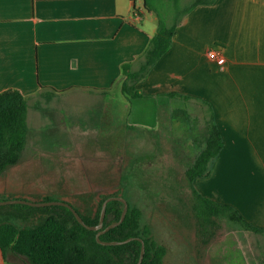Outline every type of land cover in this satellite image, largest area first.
<instances>
[{
	"label": "crops",
	"instance_id": "0c3cea01",
	"mask_svg": "<svg viewBox=\"0 0 264 264\" xmlns=\"http://www.w3.org/2000/svg\"><path fill=\"white\" fill-rule=\"evenodd\" d=\"M144 2L0 0V93L19 90L28 109L30 101L53 105L52 98L66 93L103 94L101 111L94 106L90 112L109 113L113 106L104 99L121 66L141 56L157 30L158 18ZM210 49H220L221 60L210 59ZM136 88L142 96L126 105L130 126H156L164 111V119L173 120L184 104L202 107V149L210 121L223 147L195 188L232 206L262 232L246 231L264 239V0H215L193 8ZM0 264L26 261L11 254L5 260L0 251Z\"/></svg>",
	"mask_w": 264,
	"mask_h": 264
},
{
	"label": "rangeland",
	"instance_id": "374dc122",
	"mask_svg": "<svg viewBox=\"0 0 264 264\" xmlns=\"http://www.w3.org/2000/svg\"><path fill=\"white\" fill-rule=\"evenodd\" d=\"M103 96L71 92L52 98L53 105L30 101L27 144L20 161L0 176V201L49 196L93 215L103 197L123 193L142 210L153 238L166 247L164 264L264 262L261 236L222 218L214 230L204 231L193 214L194 193L185 171L202 149V107L184 104L173 120H165L166 106L156 126L140 123L137 116L130 126L126 105L132 99L121 93L119 83L104 99L113 109L98 114ZM94 106L98 110L91 113ZM6 207L0 220L21 227L43 218L24 221Z\"/></svg>",
	"mask_w": 264,
	"mask_h": 264
},
{
	"label": "trees",
	"instance_id": "16d2710c",
	"mask_svg": "<svg viewBox=\"0 0 264 264\" xmlns=\"http://www.w3.org/2000/svg\"><path fill=\"white\" fill-rule=\"evenodd\" d=\"M144 1V8L154 12L158 18L156 33L141 56L121 66V75L111 87L119 83L121 93L129 99L142 96L136 88L137 84L170 48L172 37L183 17L196 6L212 4L215 0H195L189 4L185 3V0ZM110 89L89 90L106 92ZM41 90L54 91L46 87H41ZM27 116V98L19 90L9 89L0 93V175L8 167L18 163L22 157L29 132ZM222 147L220 133L210 121L207 124L205 146L185 171L194 193L191 207L193 214L200 229L204 231L208 227L214 230L218 226L216 219L222 218L246 230L260 233L261 229L248 223L232 206L203 196L194 187L195 179L209 175L211 162ZM110 196L125 198L123 193L103 197L98 201L93 215L83 214L76 206L70 204L80 214L85 224L93 226L99 223L102 202ZM53 200L61 199L46 196L39 201ZM126 201L128 210L123 222L99 236L102 241H123L132 238L119 245L98 243L97 231L88 230L82 226L65 206L33 207L25 204L0 206V214L7 213L1 210L6 207L24 221L35 215L43 216L38 224L30 227H21L8 218H2L0 220L2 256L7 260L8 255L11 254L26 261V264H137L141 251L139 239H142L145 252L141 264H164L166 247L153 238L148 224L142 222V210ZM122 210L123 204L120 201L108 202L103 229L117 222Z\"/></svg>",
	"mask_w": 264,
	"mask_h": 264
},
{
	"label": "water",
	"instance_id": "95a60500",
	"mask_svg": "<svg viewBox=\"0 0 264 264\" xmlns=\"http://www.w3.org/2000/svg\"><path fill=\"white\" fill-rule=\"evenodd\" d=\"M112 200L120 201L123 204V210H122L120 219L117 222L112 223L103 229V219L105 216L106 206H107V203L112 201ZM5 204H25V205H29V206H33V207H43V206H50V205L65 206L74 214L75 218L77 219V221L82 226H84L88 230L97 231L96 240L98 243H100L102 245H119V244H124V243H126L132 239V238H129V239H126L123 241H102V240H100V237H99L101 234L107 232L110 228L118 226L119 224H121L123 222L125 215L127 213V210H128V203H127L126 199L122 196H110V197H107L102 202L99 223L97 225H93V226L85 224L84 221L82 220V217L80 216V214L75 210V208L69 202H66V201L53 200V201L41 202V201L22 200V199H9V200H5V201H0V205H5ZM139 240L141 242V251H140L139 261L137 264H141V261L143 259L144 252H145L144 242L142 241V239H139Z\"/></svg>",
	"mask_w": 264,
	"mask_h": 264
},
{
	"label": "built area",
	"instance_id": "2783aa9c",
	"mask_svg": "<svg viewBox=\"0 0 264 264\" xmlns=\"http://www.w3.org/2000/svg\"><path fill=\"white\" fill-rule=\"evenodd\" d=\"M207 56L212 60H221L222 51L220 49H210L207 52Z\"/></svg>",
	"mask_w": 264,
	"mask_h": 264
}]
</instances>
